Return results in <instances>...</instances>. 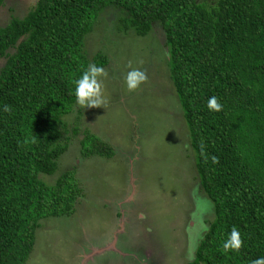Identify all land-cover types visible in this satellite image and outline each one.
Instances as JSON below:
<instances>
[{"label": "trees", "instance_id": "16d2710c", "mask_svg": "<svg viewBox=\"0 0 264 264\" xmlns=\"http://www.w3.org/2000/svg\"><path fill=\"white\" fill-rule=\"evenodd\" d=\"M107 6L124 14L122 28L138 37L154 24L164 34L199 187L213 211L186 264L264 257V0H36L0 27V264H25L40 221L69 216L81 197L73 171L50 185L42 175L55 173L80 131V110L67 122L75 81L90 64L108 63L82 50ZM213 96L223 105L219 112L208 108ZM79 148L85 159L114 155L87 129ZM233 226L243 246L225 253Z\"/></svg>", "mask_w": 264, "mask_h": 264}, {"label": "rangeland", "instance_id": "374dc122", "mask_svg": "<svg viewBox=\"0 0 264 264\" xmlns=\"http://www.w3.org/2000/svg\"><path fill=\"white\" fill-rule=\"evenodd\" d=\"M36 0H4L0 27L22 18ZM124 14L105 7L83 40L87 58L107 57L101 78L107 106L77 103L79 132L57 161L50 185L71 170L82 191L74 212L40 221L25 264H186L213 218L201 191L187 129L167 68L164 34L158 25L144 37L123 29ZM4 60L0 58V67ZM131 65V67H129ZM131 68L148 81L128 91ZM70 126V125H69ZM87 129L108 142L114 155L83 158L79 141Z\"/></svg>", "mask_w": 264, "mask_h": 264}, {"label": "clouds", "instance_id": "9594fccd", "mask_svg": "<svg viewBox=\"0 0 264 264\" xmlns=\"http://www.w3.org/2000/svg\"><path fill=\"white\" fill-rule=\"evenodd\" d=\"M107 76L108 72L104 67L90 64L82 76L75 81L74 95L77 104L83 108H105L108 100L104 95V84L101 78H106ZM147 81L148 76L146 70L139 68H131L125 77L127 89L130 92L137 90L141 84ZM208 108L211 111L219 112L222 110L223 105L218 101L217 97L213 96L208 101ZM4 110L10 112L11 106L5 105ZM33 142L35 141L33 140ZM213 159L215 161V158ZM242 246L243 240L240 232L238 228L233 226L229 238L223 243L222 248L227 253L229 251H239ZM252 264H264V257L254 260Z\"/></svg>", "mask_w": 264, "mask_h": 264}]
</instances>
